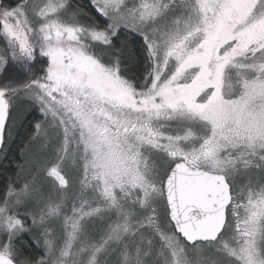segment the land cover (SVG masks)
I'll return each instance as SVG.
<instances>
[{
  "label": "snow or ice",
  "instance_id": "6c2138e0",
  "mask_svg": "<svg viewBox=\"0 0 264 264\" xmlns=\"http://www.w3.org/2000/svg\"><path fill=\"white\" fill-rule=\"evenodd\" d=\"M33 109L0 264H264V0H0Z\"/></svg>",
  "mask_w": 264,
  "mask_h": 264
},
{
  "label": "trees",
  "instance_id": "16d2710c",
  "mask_svg": "<svg viewBox=\"0 0 264 264\" xmlns=\"http://www.w3.org/2000/svg\"><path fill=\"white\" fill-rule=\"evenodd\" d=\"M82 2L86 3V0H82ZM133 46H138V42L137 45ZM17 71L18 69L10 68L8 75L11 76ZM38 119V117L28 115L23 119L22 126L18 132V138L12 144H8L6 142L7 139H5V144L0 152V190L4 188L9 177L13 179L16 177V165L19 164L17 154L22 150L26 141H28L32 126Z\"/></svg>",
  "mask_w": 264,
  "mask_h": 264
},
{
  "label": "rangeland",
  "instance_id": "374dc122",
  "mask_svg": "<svg viewBox=\"0 0 264 264\" xmlns=\"http://www.w3.org/2000/svg\"><path fill=\"white\" fill-rule=\"evenodd\" d=\"M28 115H33V116H35V117H38V118H40V114H39V112L38 111H36V110H29L28 112H27V114H26V117L28 116ZM23 119L24 118H22V122H23ZM22 122L21 123H19L18 124V126L13 130V132H12V136H11V138L9 139V138H7L6 137V142L8 143V144H12L13 143V141H15L18 137V132H19V130H20V128H21V126H22ZM27 142V141H26ZM25 145H26V143L23 145V148L22 149H24L25 148ZM18 155V163H22L23 162V157L21 156V151L17 154ZM16 178V177H15ZM14 178V179H15Z\"/></svg>",
  "mask_w": 264,
  "mask_h": 264
},
{
  "label": "water",
  "instance_id": "95a60500",
  "mask_svg": "<svg viewBox=\"0 0 264 264\" xmlns=\"http://www.w3.org/2000/svg\"><path fill=\"white\" fill-rule=\"evenodd\" d=\"M1 149H2V148H0V152H1Z\"/></svg>",
  "mask_w": 264,
  "mask_h": 264
}]
</instances>
